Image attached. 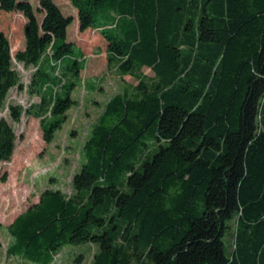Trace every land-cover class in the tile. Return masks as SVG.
Listing matches in <instances>:
<instances>
[{
  "label": "trees",
  "instance_id": "obj_1",
  "mask_svg": "<svg viewBox=\"0 0 264 264\" xmlns=\"http://www.w3.org/2000/svg\"><path fill=\"white\" fill-rule=\"evenodd\" d=\"M63 1L0 0L25 19L14 59L39 98L10 119L38 118L54 140L86 70L76 38L137 83L104 103L72 192L44 189L11 222L7 254L51 264L91 243L90 264H264V0ZM14 86L0 29V109ZM15 140L0 118V162Z\"/></svg>",
  "mask_w": 264,
  "mask_h": 264
},
{
  "label": "rangeland",
  "instance_id": "obj_2",
  "mask_svg": "<svg viewBox=\"0 0 264 264\" xmlns=\"http://www.w3.org/2000/svg\"><path fill=\"white\" fill-rule=\"evenodd\" d=\"M24 28L25 19L20 13L0 16V29L9 41L12 66L24 86L23 90L19 86L12 87L0 109V118L12 125L16 135L11 159L0 162V264H36L26 258L7 254V247L12 240L8 226L19 214L38 202L44 189H59L68 195L72 192V177L80 171L83 162V145L101 115L104 103L111 96L130 89L137 83L129 76L120 77L114 70H108L103 44H91L87 43V39L76 38V45L82 49L87 60L86 70L81 72L82 79L78 81L72 94L77 105L68 110L62 129L47 144L43 140L38 118L23 114L19 122H13L9 116V105H20L26 109L39 100L37 96H29L26 90L34 69L24 67L14 59L15 52L20 48L19 43H22ZM76 34L77 30L74 29V35ZM94 58H102V63L95 68L90 67ZM142 71L147 76H152L150 70L144 68ZM96 248L91 243L66 245L55 255L51 264H90ZM78 256L82 257L79 262L76 261Z\"/></svg>",
  "mask_w": 264,
  "mask_h": 264
},
{
  "label": "crops",
  "instance_id": "obj_3",
  "mask_svg": "<svg viewBox=\"0 0 264 264\" xmlns=\"http://www.w3.org/2000/svg\"><path fill=\"white\" fill-rule=\"evenodd\" d=\"M120 93V92H119Z\"/></svg>",
  "mask_w": 264,
  "mask_h": 264
}]
</instances>
